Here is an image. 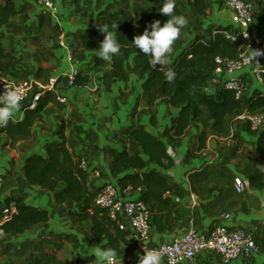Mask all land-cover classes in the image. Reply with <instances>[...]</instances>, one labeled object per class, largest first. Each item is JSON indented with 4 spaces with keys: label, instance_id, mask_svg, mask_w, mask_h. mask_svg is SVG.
<instances>
[{
    "label": "crops",
    "instance_id": "obj_1",
    "mask_svg": "<svg viewBox=\"0 0 264 264\" xmlns=\"http://www.w3.org/2000/svg\"><path fill=\"white\" fill-rule=\"evenodd\" d=\"M18 1L16 7L24 6L26 10L4 27L2 41L6 52L19 61L16 80L39 78L47 82L49 78L55 77L57 82L52 103L34 126L31 139L19 142L17 147L22 148L13 149V154H8L0 147V171L3 172L4 167L7 169L0 201L20 198L26 205L47 210L50 220L32 227L25 234L4 237H16L15 241L25 249L16 247L25 255L19 258L21 263L30 260L27 250L33 242L51 239L64 248L67 258H63L62 264H99L93 247L108 248L105 241L93 238L91 220L84 223L73 221L72 213L81 212L82 206L70 202L57 205L53 192L28 185L22 171L25 158L32 154L45 155L47 145L59 140L58 132L62 128L68 148L76 160L86 162L89 185L94 191L106 183L116 184L111 169L120 151L127 149L134 154L140 153V147L129 140L131 130L144 127L164 139V132L172 126L178 110L170 105L161 87L157 86L151 91L147 89L149 72L145 71L139 57L131 56L124 61L128 77L119 80L108 72L110 61L106 66H97L96 53L80 47L79 36L87 35L91 40L104 38L99 30V27L104 26V20L110 19L129 3L133 4L132 0H53L52 9L38 5L34 0H20L17 6ZM28 6H33L32 10L28 11ZM32 12L34 16L39 12L34 18L39 19L41 24L35 27L37 33H24L25 37L30 38L26 39L18 32L20 27L29 25L26 17H31ZM189 15L190 33L183 38L182 44L197 34L209 35L221 26L230 27L224 25L227 22L234 24L223 0L210 1L205 22L193 16L192 12ZM23 16L26 21L20 26L18 20ZM137 17L134 15V21L137 28L141 26L137 29L141 34L150 24L140 25L142 17ZM256 27L264 35V23ZM238 30V26H232L228 31ZM37 38L40 39L39 44L32 42ZM181 45L172 48L166 57L167 63L174 61L182 49ZM256 67H246L236 74L244 78L247 85L246 100L253 92L264 91L263 81H258L254 76ZM73 70L78 71L77 77L85 80L81 87L70 84L68 74ZM217 79L219 83L215 92L222 88L230 76L222 72L217 74ZM57 96L64 97L66 102H59ZM14 116L18 121L24 117L18 110ZM236 117L230 119L229 131L222 136L213 135L210 120L193 122L182 142L171 149L175 164L170 169H164V173L173 184L181 187L182 196L174 197V208L167 218L168 229L163 233L153 232L148 245L180 238L189 230L192 220L201 232H208L223 222L231 227L241 226L248 231L257 228L254 233L260 252L250 259L240 257L230 264H264V228L260 226L264 221V190L252 188L249 194L241 196L236 193L233 181L236 176L247 180L252 164L257 159L261 160V152L257 149V137L247 129L246 124L236 121ZM203 132L208 136L206 148L198 151V138ZM2 136L4 138L0 136V139H6L9 144V139ZM30 140L36 141L32 147L24 148ZM209 156L214 158L212 164H209ZM179 159L182 161L177 162ZM222 179L224 182H221ZM118 190L123 200H140L143 193L142 190L133 191L131 188ZM225 216L228 219H224ZM4 237L0 238L1 242H5ZM16 242L8 243L15 246ZM137 251L138 245L134 242L123 255H113L116 257L115 264H130ZM182 264L223 263L218 256L202 252L193 263Z\"/></svg>",
    "mask_w": 264,
    "mask_h": 264
},
{
    "label": "trees",
    "instance_id": "obj_2",
    "mask_svg": "<svg viewBox=\"0 0 264 264\" xmlns=\"http://www.w3.org/2000/svg\"><path fill=\"white\" fill-rule=\"evenodd\" d=\"M16 1H0V75H9L15 79L19 61L11 53L6 52L2 41L4 27L11 19L26 10L24 6L16 7ZM210 1L175 0L174 14L187 17L188 24L181 29L180 36L172 48L181 45L183 38L190 33L188 29L189 21H191L190 12L197 19L205 22ZM248 1H254L255 4L264 3V0ZM165 2L166 0H142L136 3L135 15L142 17L140 25L151 24L155 20L161 21L163 25L169 19L159 11ZM103 23L109 31L113 32L121 46L120 54L110 61L111 68L108 72L119 80H126L128 75L124 61L131 56L139 57L145 71L149 72V78L146 81L147 89L151 91L157 86L161 87L170 105L178 110L172 126L164 132V139L158 138L144 127L131 130L129 140L140 147V153L134 154L123 149L118 153L111 169V175L118 189L124 191L131 188L133 191H143L140 200L150 211L153 232L163 233L168 229L167 218L174 208V197L182 196L181 187L173 184L164 173V169H170L175 164L173 157L169 154V149H174L182 142L193 122L210 120L213 135L222 136L229 131L230 119L245 108L252 114L264 116V91L253 92L244 102L238 101L232 91L224 88L215 93L205 91V88L217 78L216 69L219 63L216 59L235 60L241 51L247 48L244 40L232 41L226 37L224 32L232 26H221L218 31L211 32L209 35L197 34L196 37L181 45L182 49L172 63L166 61L162 68L158 66L154 69L149 65L148 57L140 53L132 44L134 37L142 35L143 32L141 34L137 32L141 26L136 27L129 5L120 8ZM113 25L117 27L113 28ZM103 39L91 40L87 35L79 36L80 47L95 52L97 55ZM107 62L97 55V66H106ZM168 69L174 70L175 73V78L171 83L164 76ZM84 82L83 78L77 77L74 85L81 87ZM51 103L52 96H45L36 110H28L24 113L22 120L8 123L4 129L0 130V136L5 135L9 139V146L12 147L19 142L31 139L34 126ZM247 129L257 137V149L261 152V160L257 159L252 164L247 173V180L253 189L264 190V130L255 132L248 125ZM58 135V141L47 145L45 155L32 154L25 158L22 169L25 181L30 186L45 188L53 192L57 205L68 202L81 205V212L72 213L73 221L84 223L91 220L93 238L97 241H105L106 247L114 255H123L135 240L119 229L118 223L110 218L108 209L96 205L95 199L101 188L91 190L89 174L80 168L81 161H77L69 150L62 128L59 129ZM207 139L206 132L200 134L198 151L206 148ZM12 200L16 201L19 213L4 226V232L0 234V238L22 235L38 224L49 222L50 215L47 210L26 205L20 198L14 197Z\"/></svg>",
    "mask_w": 264,
    "mask_h": 264
},
{
    "label": "built area",
    "instance_id": "obj_3",
    "mask_svg": "<svg viewBox=\"0 0 264 264\" xmlns=\"http://www.w3.org/2000/svg\"><path fill=\"white\" fill-rule=\"evenodd\" d=\"M38 5L52 9L53 0H34ZM225 8L231 13V18L235 26L239 27L238 31L224 34L232 41L242 39L246 42L247 48L241 51L239 57L235 60L217 58L219 67L216 74L226 72L230 79L224 82L222 88L232 91L238 101L244 102L247 98V85L244 78L236 75L244 68L256 65L254 76L258 81H263L264 75V35H261L256 27L255 8L253 3L248 0H225ZM254 54V56H252ZM78 71L73 70L68 74L70 84H74ZM55 77H51L47 82L39 78L16 80L12 76L0 75V93L7 90H15L21 97V106L19 113L24 115L28 110H36L40 101L47 95L54 96L56 92ZM218 79H214L210 86L205 88L207 92H215ZM56 99L65 103L66 99L57 96ZM13 116L12 123L18 122ZM236 121L242 122L250 127L252 131L261 132L264 130V116L252 114L248 109H243L235 118ZM0 127V130L4 129ZM171 157L173 151L169 149ZM179 159L177 162H181ZM214 162V158L209 156V164ZM80 168L87 172L86 162L80 163ZM6 176L0 171V191L6 183ZM234 188L238 195L245 196L250 193L252 187L248 180L236 176L234 178ZM95 203L100 208L109 210L110 218L118 223L119 229L129 235V238L135 240L138 245L136 257L130 260V264H138L139 256L144 254L145 250L155 249L161 256V264H182L184 262L193 263L197 256L206 252L216 255L223 264H230L234 260L244 257L252 258L260 252V246L254 231H248L241 226H228L225 223H219L212 227L210 231L201 232L197 229L194 221L185 235L180 238L163 243L148 245L152 239L153 228L151 214L148 207L141 200H123L120 197L117 185L113 182L103 185L98 192ZM19 213L16 201H0V234H3L4 226L11 222ZM224 219H228L225 216ZM264 228V221L260 223ZM116 257L113 256L112 264H115Z\"/></svg>",
    "mask_w": 264,
    "mask_h": 264
},
{
    "label": "clouds",
    "instance_id": "obj_4",
    "mask_svg": "<svg viewBox=\"0 0 264 264\" xmlns=\"http://www.w3.org/2000/svg\"><path fill=\"white\" fill-rule=\"evenodd\" d=\"M175 0H166L159 9L162 15L168 16L166 22L161 25V21H153L142 35L134 37L132 44L144 56L148 57V63L152 68H160L166 63L167 55L172 51L175 41L179 38L181 29L188 24V19L184 15L174 14ZM116 28L117 25H113ZM104 34V39L100 43L97 55L104 61H111L114 56L120 54V44L113 32L106 26L99 27ZM165 79L171 83L175 78L174 70L168 69L164 73ZM22 97L15 90H5L0 93V127L7 126L12 120L15 112L21 106ZM99 264H112L114 253L109 249L93 247ZM138 264H161V256L155 249L145 250L139 256Z\"/></svg>",
    "mask_w": 264,
    "mask_h": 264
},
{
    "label": "rangeland",
    "instance_id": "obj_5",
    "mask_svg": "<svg viewBox=\"0 0 264 264\" xmlns=\"http://www.w3.org/2000/svg\"><path fill=\"white\" fill-rule=\"evenodd\" d=\"M3 1V0H0ZM133 4L129 3L130 7V12H133V17L135 15V4L141 2L142 0H132ZM252 1V0H251ZM20 0L17 2V6H19L20 4ZM251 3H253L254 8H255V18H256V25L257 26H261L264 23V3L263 4H255L256 2L252 1ZM33 8V6H28V11H30V9ZM32 10V9H31ZM139 11L141 12L142 10L139 8ZM39 13V12H38ZM37 13V14H38ZM36 14V15H37ZM132 14V13H131ZM31 17L27 16L26 19H28L29 21V25L26 27H20V30L18 33H20V35H24V33H28L31 32L33 33H37V29H35L36 26L41 24V21L38 19H35L34 17V12H32ZM141 17V15H139L137 17V19ZM25 17H20L19 21V25L21 26L24 22V20L26 21ZM136 19V20H137ZM18 24V22H17ZM34 25V26H32ZM225 26H234V24H230V22H227L224 24ZM17 26V25H16ZM31 26V28H30ZM23 33V34H22ZM49 34V33H47ZM27 37V36H26ZM25 37V38H26ZM26 39H30V38H26ZM26 42V40H24ZM32 42H34L35 44H39L40 39H35ZM11 48H13L11 46ZM262 48H264V46H262ZM59 125V123H58ZM57 125V127H58ZM60 126V125H59ZM2 138H4V136H1ZM0 139V147H2L4 151L8 152V154H13L11 151H13V149H21L19 147H17V145L15 147L12 148V146L10 147L9 144L7 143V141H5L6 139ZM36 140H30V142H28V144L24 147V148H29L30 146L32 147L33 144L35 143ZM0 159H2L1 155H0ZM1 163V162H0ZM16 165V163H15ZM17 165H19L17 163ZM4 175H7V169L2 170ZM12 175V174H11ZM14 176V175H13ZM6 178V177H5ZM221 182H224V180L222 179ZM6 184V183H5ZM13 238H15L13 240ZM17 238L16 237H4L3 240H5V242H1L0 241V264H62L61 261L63 260V258H67L66 255L63 252V246L61 244H59L58 242L51 240V239H46V240H42L38 242H33L31 248H29L28 254L30 257V260L28 259L26 262L21 263L19 258H23L25 255L22 254V250L24 249L22 247V245H19V243H17L15 240ZM8 242H12L11 244H14L16 242L17 245L13 246ZM16 247H20V249L22 250H17ZM32 249V250H31ZM25 250V249H24ZM32 254V255H31Z\"/></svg>",
    "mask_w": 264,
    "mask_h": 264
}]
</instances>
